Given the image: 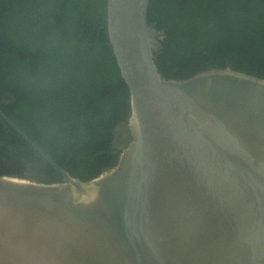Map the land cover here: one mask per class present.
Returning a JSON list of instances; mask_svg holds the SVG:
<instances>
[{
	"label": "water",
	"instance_id": "water-1",
	"mask_svg": "<svg viewBox=\"0 0 264 264\" xmlns=\"http://www.w3.org/2000/svg\"><path fill=\"white\" fill-rule=\"evenodd\" d=\"M150 1L107 0L131 103L116 167L76 179L0 109L65 177L0 175V264H264V79L164 78Z\"/></svg>",
	"mask_w": 264,
	"mask_h": 264
},
{
	"label": "trees",
	"instance_id": "trees-1",
	"mask_svg": "<svg viewBox=\"0 0 264 264\" xmlns=\"http://www.w3.org/2000/svg\"><path fill=\"white\" fill-rule=\"evenodd\" d=\"M148 20L164 34V78L230 68L264 79V0H151ZM106 28L107 0H0V108L82 181L102 172L131 112ZM3 171L64 181L0 117Z\"/></svg>",
	"mask_w": 264,
	"mask_h": 264
},
{
	"label": "flooded vegetation",
	"instance_id": "flooded-vegetation-1",
	"mask_svg": "<svg viewBox=\"0 0 264 264\" xmlns=\"http://www.w3.org/2000/svg\"><path fill=\"white\" fill-rule=\"evenodd\" d=\"M102 29V28H101ZM100 35V33H98ZM161 40V39H160ZM6 103H12L14 104V102H11V101H5ZM1 109V108H0ZM2 110V109H1ZM3 111V110H2ZM4 112V111H3ZM6 114V113H5ZM7 115V114H6ZM8 116V115H7ZM9 117V116H8ZM10 118V117H9ZM11 119V118H10ZM128 119V118H127ZM120 121L118 122L112 132H111V138H110V142H109V153L106 155V158L108 159V163L106 164V166L103 168L102 171H105V170H109V169H112L114 167H116L119 163V160H120V157H121V154L123 152V150L129 145V143L131 142L132 140V137H131V134L128 130V128L125 126L126 124V121ZM12 120V119H11ZM13 121V120H12ZM84 120L83 118L81 119V122L82 123ZM5 122V121H4ZM6 123V122H5ZM15 123V122H14ZM7 124V123H6ZM8 125V124H7ZM17 125V124H16ZM9 127H11L10 125H8ZM12 128V127H11ZM13 129V128H12ZM14 130V129H13ZM15 131V130H14ZM16 132V131H15ZM17 133V132H16ZM18 134V133H17ZM19 135V134H18ZM20 136V135H19ZM21 137V136H20ZM22 138V137H21ZM23 139V138H22ZM32 139V138H31ZM33 140V139H32ZM37 144L38 142L35 141ZM38 146L48 155L50 156L39 144ZM33 148V147H32ZM34 149V148H33ZM35 150V149H34ZM36 151V150H35ZM37 152V151H36ZM38 153V152H37ZM40 155L41 158H43L46 162H48L40 153H38ZM69 154V152H68ZM101 155H104V154H101ZM51 157V156H50ZM94 157H100L99 156V153H96L94 154ZM52 158V157H51ZM118 159V162L116 163L115 166H111L112 164H114V160L113 159ZM53 159V158H52ZM54 160V159H53ZM67 161H69V158L67 156ZM109 160H111V162H109ZM55 161V160H54ZM56 162V161H55ZM57 163V162H56ZM48 164L50 165L51 168H53L54 170L58 171L64 178L65 180V177L64 175L59 171L57 170L51 163L48 162ZM58 164V163H57ZM59 165V164H58ZM108 165V166H107ZM10 167L13 166V164H9ZM28 166V165H27ZM63 170H65L66 172H68V170H66L63 166L59 165ZM29 167V166H28ZM2 174H10L8 173L7 171H3ZM68 174L70 175V173L68 172ZM11 175H16V174H11ZM20 176H28L30 178H33V179H36V180H40V181H52V180H41V179H38V178H34L33 176H31L30 174L28 175H20Z\"/></svg>",
	"mask_w": 264,
	"mask_h": 264
}]
</instances>
